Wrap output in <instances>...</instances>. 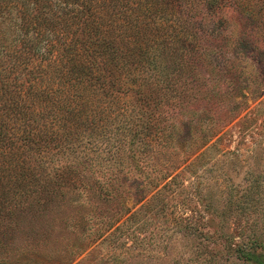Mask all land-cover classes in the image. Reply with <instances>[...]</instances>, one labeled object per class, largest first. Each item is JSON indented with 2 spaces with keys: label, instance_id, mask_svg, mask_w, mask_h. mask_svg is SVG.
I'll use <instances>...</instances> for the list:
<instances>
[{
  "label": "trees",
  "instance_id": "16d2710c",
  "mask_svg": "<svg viewBox=\"0 0 264 264\" xmlns=\"http://www.w3.org/2000/svg\"><path fill=\"white\" fill-rule=\"evenodd\" d=\"M192 89L196 95L188 93ZM121 91L131 92L135 102L131 109L119 106L110 115L104 110ZM263 93L264 0H0V180L39 175L22 162L30 163L36 154L43 159L41 148H51L61 135L73 151L74 124H88L93 134L102 133L88 142L96 149L110 145L118 151L116 143L135 149L136 142L148 147L156 140L164 148L178 143L187 153L197 151L217 127L238 115L245 97ZM151 104L160 108L156 117ZM131 117L135 121L130 122ZM208 118L212 126L206 123L203 130ZM111 119L125 128L124 133L103 146V140H111ZM45 128L49 134H44ZM161 177L165 175L157 179ZM158 184L149 178L146 187L155 189ZM258 186L253 179L242 193H230L221 211L211 202L205 204L206 211L212 208L220 216L219 238L231 237L224 225L234 209L248 217ZM118 187L112 185L103 197L108 204L116 200L118 210L97 219L100 227L93 230V239L146 198L145 191L135 194L133 206H127ZM8 191L0 190V222L11 206L42 201L25 198L28 189L13 195ZM158 193L147 204L153 211L164 210L166 204L158 200ZM234 222V233L247 238L233 251L246 261L264 264L257 221ZM263 226L264 222L259 227ZM135 228L126 234L134 246L139 230ZM183 230L193 236L197 232L188 222Z\"/></svg>",
  "mask_w": 264,
  "mask_h": 264
},
{
  "label": "rangeland",
  "instance_id": "374dc122",
  "mask_svg": "<svg viewBox=\"0 0 264 264\" xmlns=\"http://www.w3.org/2000/svg\"><path fill=\"white\" fill-rule=\"evenodd\" d=\"M188 93L196 95V89ZM116 100L104 111L113 115L119 106L131 109L135 102L131 92L122 91ZM151 105L152 116L156 117L160 108ZM211 121H202L201 128L204 130L206 123L211 127ZM116 125L117 121H109L111 140L101 139L103 146L122 138L125 128ZM70 130L73 151L66 148L68 139L62 140L58 129L61 140L53 141L51 148H41L43 159L36 154L30 163L22 162L24 167H35L34 174L39 175H8L0 180V190H9L13 195L28 189L25 198L42 199L11 206L2 216L0 261L5 262L0 264H254L233 251L247 238L234 233L233 223L236 219L240 225L257 221L255 229L264 241V226L259 227L264 222V93L245 97L238 115L217 127L205 146L190 153L182 144L164 148L156 140L148 147L136 142L135 149L127 143H116L118 151L110 145L96 149L88 142L98 132L93 134L88 124H74ZM48 131L43 130L45 135ZM100 136L102 133L95 139ZM149 178L159 182L155 189L146 187ZM253 179L259 186L248 217L234 209L224 225L231 237L219 238L216 225L220 216L216 211L227 208L230 193H242ZM116 184L127 206H133L135 194L145 191L146 198L93 239V230L100 227L97 219L111 217L118 210L116 200L108 204L103 198ZM156 191L158 200L166 203L162 211L147 207ZM48 197L50 202H45ZM207 202L216 211H206ZM130 213L134 214L133 220L127 218ZM185 222L194 225L195 236L183 230ZM132 227L139 228L136 246L126 236Z\"/></svg>",
  "mask_w": 264,
  "mask_h": 264
}]
</instances>
